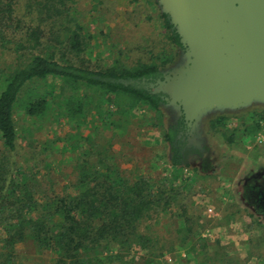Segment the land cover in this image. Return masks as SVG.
Wrapping results in <instances>:
<instances>
[{
    "label": "trees",
    "instance_id": "16d2710c",
    "mask_svg": "<svg viewBox=\"0 0 264 264\" xmlns=\"http://www.w3.org/2000/svg\"><path fill=\"white\" fill-rule=\"evenodd\" d=\"M53 3H40L47 13L22 25L15 0H0V50L16 54V61L9 65L0 63V264H20L17 246L27 241L57 254L46 264H105L137 248L153 251L157 248L155 240L142 231L141 223L152 213L178 204L180 192L175 184H165L164 178L152 181L145 176L130 177L116 163L108 142L93 143L84 151L77 141L74 147L81 151L76 154L75 180L70 186L75 190H43L33 175L11 160L10 153L17 149L19 139L15 110L22 104L27 116L38 118L58 106L59 113L78 120L91 113L92 120L99 121L96 129H111L116 116L122 120L138 105L156 111L161 119L163 113L169 117L164 109L166 103L171 104L169 94L156 91V81L178 60L180 49L188 47L181 42L169 13L161 10L166 37L176 48L173 55L132 66L114 64L91 69L72 62L65 52H83L81 25L53 23L48 31L41 26L66 14ZM180 115L177 124L168 121L162 130L174 171L190 165L183 138L187 135L180 133L179 126L185 124L184 120L192 121L183 111ZM230 116L212 118L209 128L223 134ZM260 121H264V109H254L251 132L261 128ZM123 126L119 121L118 128ZM224 136L229 143L235 141L234 133ZM203 257V252L198 253L200 260ZM221 258L223 264H233L226 255Z\"/></svg>",
    "mask_w": 264,
    "mask_h": 264
},
{
    "label": "rangeland",
    "instance_id": "374dc122",
    "mask_svg": "<svg viewBox=\"0 0 264 264\" xmlns=\"http://www.w3.org/2000/svg\"><path fill=\"white\" fill-rule=\"evenodd\" d=\"M50 1L66 14L42 22L47 31L51 24L58 26L60 22L83 27V52L75 55L65 51L72 62L91 69L114 64L132 66L155 62L153 58L162 59L176 52L166 37L158 0ZM44 2L15 0L22 25L47 13L40 5ZM15 59L12 51L0 50L2 66ZM254 109L262 110L264 105L230 111L223 134L207 128L206 147L213 159L211 165L217 166L207 172H196L191 165L174 171L162 131L169 117L163 113L161 119L156 111L139 105L122 120L116 116L111 129H96L99 121L92 120L91 113L79 120L71 119L59 113L56 106L49 109L47 116L37 118L27 116L23 105L18 104L15 120L19 139L10 157L35 177L41 189L62 192L69 188L72 192L76 154L81 151L74 147L75 143L78 141L85 151L93 143L108 142L111 155L128 176H145L152 181L164 178V183L175 184L180 192L178 204L152 213L141 223L142 231L154 238L157 248L149 252L137 248L105 264H223V255L233 264H264V222L248 215L235 194L238 181L252 167L264 168V143L258 142L264 134V121H260L259 130L250 131ZM119 121L123 127L118 128ZM229 133H234L233 143L224 136ZM200 252L204 253L201 260ZM17 254L20 264L51 263L57 256L53 251L40 250L31 241L18 244Z\"/></svg>",
    "mask_w": 264,
    "mask_h": 264
},
{
    "label": "water",
    "instance_id": "95a60500",
    "mask_svg": "<svg viewBox=\"0 0 264 264\" xmlns=\"http://www.w3.org/2000/svg\"><path fill=\"white\" fill-rule=\"evenodd\" d=\"M188 47L156 91L187 119L264 105V0H158Z\"/></svg>",
    "mask_w": 264,
    "mask_h": 264
},
{
    "label": "flooded vegetation",
    "instance_id": "af4514ba",
    "mask_svg": "<svg viewBox=\"0 0 264 264\" xmlns=\"http://www.w3.org/2000/svg\"><path fill=\"white\" fill-rule=\"evenodd\" d=\"M188 51V48L180 49V55L178 60L174 61L173 64H170L163 71V78H158V80L165 79L166 76L171 75V71L174 66L180 61ZM156 81V85H157ZM164 109L169 113V122H174L177 124L178 117L181 118V115L177 113V109L166 103ZM230 111L224 113H215L208 115L202 119L201 122L192 121L188 123L184 120L185 124H182L179 127L180 133L186 137H183L187 141V147L189 153L185 155L186 159L190 163L192 168H197L201 172L210 171L211 163L213 159L210 157L208 149L206 147V130L210 126V121L212 118L220 114H228ZM170 124V123H169ZM185 130L183 131V129ZM180 136V135H179ZM170 149V148H169ZM170 155V154H169ZM212 169H217V166H211ZM207 168V170H203ZM252 167L250 171L244 175L243 179H240L237 183L238 189L235 190V194L238 196L239 203L253 216L259 217L264 222V168Z\"/></svg>",
    "mask_w": 264,
    "mask_h": 264
},
{
    "label": "built area",
    "instance_id": "2783aa9c",
    "mask_svg": "<svg viewBox=\"0 0 264 264\" xmlns=\"http://www.w3.org/2000/svg\"><path fill=\"white\" fill-rule=\"evenodd\" d=\"M258 142H260V143H264V134H261V135L259 136V140H258Z\"/></svg>",
    "mask_w": 264,
    "mask_h": 264
}]
</instances>
